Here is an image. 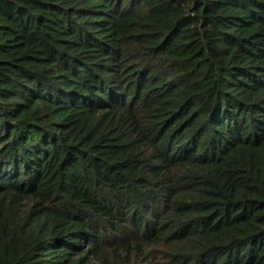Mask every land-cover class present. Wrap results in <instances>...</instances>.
Wrapping results in <instances>:
<instances>
[{"label": "trees", "instance_id": "16d2710c", "mask_svg": "<svg viewBox=\"0 0 264 264\" xmlns=\"http://www.w3.org/2000/svg\"><path fill=\"white\" fill-rule=\"evenodd\" d=\"M0 264H264V0H0Z\"/></svg>", "mask_w": 264, "mask_h": 264}]
</instances>
